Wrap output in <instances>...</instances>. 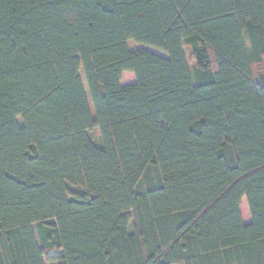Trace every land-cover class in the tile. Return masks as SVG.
Segmentation results:
<instances>
[{
    "label": "trees",
    "instance_id": "16d2710c",
    "mask_svg": "<svg viewBox=\"0 0 264 264\" xmlns=\"http://www.w3.org/2000/svg\"><path fill=\"white\" fill-rule=\"evenodd\" d=\"M46 263L264 264V0H0V264Z\"/></svg>",
    "mask_w": 264,
    "mask_h": 264
},
{
    "label": "rangeland",
    "instance_id": "374dc122",
    "mask_svg": "<svg viewBox=\"0 0 264 264\" xmlns=\"http://www.w3.org/2000/svg\"><path fill=\"white\" fill-rule=\"evenodd\" d=\"M245 44L246 45L248 44L246 40H245ZM127 46H128V49L131 52H135V51H138V50H141V49H147V50L152 51V52H154V53H156L158 55L164 56L162 53H160V52H158V51H156L154 49H151V48H148V47H145V46H141V45H137V44H134L133 42H128ZM185 56H186V60H187V64H188L189 70H190V72L192 74V68H193L194 62L192 61V59H191V57L189 55V51L186 48H185ZM134 82H135V79H134L133 74H131V73H123L122 74L121 82H120L121 86L130 85V84H133ZM89 138L97 147H99V148L101 147V145H102L101 144V137H100L99 131L97 129L92 130L89 133ZM239 211H240L242 222L244 224H249L251 219H250V214H249V210H248L246 201L244 199L241 202ZM33 229L36 232V227L35 226L33 227ZM132 231H133V221H131L129 223V226H128V232L132 233ZM54 255H56V253H51L50 254V256H54ZM46 264H50V263H46Z\"/></svg>",
    "mask_w": 264,
    "mask_h": 264
}]
</instances>
